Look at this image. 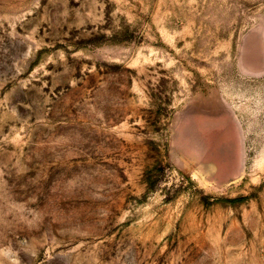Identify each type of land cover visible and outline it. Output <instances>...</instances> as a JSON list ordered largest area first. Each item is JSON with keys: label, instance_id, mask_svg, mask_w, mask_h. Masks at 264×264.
<instances>
[{"label": "rangeland", "instance_id": "rangeland-1", "mask_svg": "<svg viewBox=\"0 0 264 264\" xmlns=\"http://www.w3.org/2000/svg\"><path fill=\"white\" fill-rule=\"evenodd\" d=\"M0 264H264V0H0Z\"/></svg>", "mask_w": 264, "mask_h": 264}]
</instances>
